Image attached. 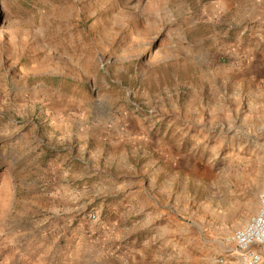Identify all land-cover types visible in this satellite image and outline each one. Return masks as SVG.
I'll return each instance as SVG.
<instances>
[{
  "label": "rangeland",
  "instance_id": "obj_1",
  "mask_svg": "<svg viewBox=\"0 0 264 264\" xmlns=\"http://www.w3.org/2000/svg\"><path fill=\"white\" fill-rule=\"evenodd\" d=\"M262 192L264 0H0V264H235Z\"/></svg>",
  "mask_w": 264,
  "mask_h": 264
},
{
  "label": "built area",
  "instance_id": "obj_2",
  "mask_svg": "<svg viewBox=\"0 0 264 264\" xmlns=\"http://www.w3.org/2000/svg\"><path fill=\"white\" fill-rule=\"evenodd\" d=\"M88 218L96 219L95 214H89ZM231 244L228 255L235 264H264V192L258 195L257 209L246 223L233 230L228 237ZM215 264H224L227 254L213 257Z\"/></svg>",
  "mask_w": 264,
  "mask_h": 264
},
{
  "label": "crops",
  "instance_id": "obj_3",
  "mask_svg": "<svg viewBox=\"0 0 264 264\" xmlns=\"http://www.w3.org/2000/svg\"><path fill=\"white\" fill-rule=\"evenodd\" d=\"M259 119V118H258Z\"/></svg>",
  "mask_w": 264,
  "mask_h": 264
}]
</instances>
